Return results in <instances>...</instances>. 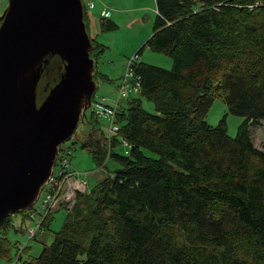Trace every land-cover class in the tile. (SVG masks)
Instances as JSON below:
<instances>
[{
	"label": "trees",
	"instance_id": "trees-1",
	"mask_svg": "<svg viewBox=\"0 0 264 264\" xmlns=\"http://www.w3.org/2000/svg\"><path fill=\"white\" fill-rule=\"evenodd\" d=\"M155 1L146 45L173 67L135 63L142 92L118 114L129 154L111 153L119 167L79 194L53 242L26 264H264V149L250 129L264 120V0ZM100 27L118 24L103 17ZM92 41L98 84L109 79ZM216 96L244 117L235 137L225 117L206 120ZM100 135L84 147L103 166ZM12 223L0 227V256Z\"/></svg>",
	"mask_w": 264,
	"mask_h": 264
},
{
	"label": "water",
	"instance_id": "water-1",
	"mask_svg": "<svg viewBox=\"0 0 264 264\" xmlns=\"http://www.w3.org/2000/svg\"><path fill=\"white\" fill-rule=\"evenodd\" d=\"M93 48L84 0H9L0 15V227L34 205L79 125L92 134Z\"/></svg>",
	"mask_w": 264,
	"mask_h": 264
},
{
	"label": "rangeland",
	"instance_id": "rangeland-1",
	"mask_svg": "<svg viewBox=\"0 0 264 264\" xmlns=\"http://www.w3.org/2000/svg\"><path fill=\"white\" fill-rule=\"evenodd\" d=\"M94 8H87L89 33L93 40L101 44L103 52L97 60V69L110 80H98V88L94 100L103 103H113L117 96V85L125 76L128 63L135 58L136 63L145 62L162 68L171 69L173 59L162 52L153 51L146 45L148 39L152 36L154 21L156 17L155 0H93ZM9 0H0V15L3 14L8 6ZM97 4V8L95 7ZM98 5L106 8L107 12L112 14L107 18L113 19L118 24V28L111 31H103L100 27V9ZM140 97V95L136 96ZM143 106L154 110V105L145 98H142ZM123 106L127 105V99L122 100ZM88 116H91V108L88 110ZM226 118L227 132L235 137L244 117L230 113L225 100L216 96L208 110L206 120L211 126H218L223 118ZM97 128L102 150L106 156L103 160L104 165L97 164L93 153L88 147H84L86 133L89 132L91 125L81 123L77 129V135L70 138L63 145L71 146L74 156L72 158V168L86 178L88 181V191H91L96 184L119 167L118 163L111 157L116 151L123 153V147L118 140L108 142L109 122L107 119L97 121ZM254 144L264 149V120L260 124H254L250 127ZM82 133V135H81ZM94 137V139L96 138ZM92 140L93 135L91 136ZM121 140V137L118 136ZM80 177V176H79ZM79 194L77 195V197ZM76 197V199H77ZM76 201H74L72 208ZM68 206L59 205L53 208L40 222L41 229L29 239L28 232L35 228V222L31 219L28 210L12 213L9 216L13 220V225L7 231V238L10 241L11 248L8 256H0V264H26L33 257L38 256L45 245H50L55 234L62 230L67 214L72 210ZM50 217V218H49ZM48 226L45 225L48 221ZM23 247V250H20ZM11 257V258H10Z\"/></svg>",
	"mask_w": 264,
	"mask_h": 264
},
{
	"label": "built area",
	"instance_id": "built-area-1",
	"mask_svg": "<svg viewBox=\"0 0 264 264\" xmlns=\"http://www.w3.org/2000/svg\"><path fill=\"white\" fill-rule=\"evenodd\" d=\"M84 5L92 9L94 7L93 0H84ZM109 12L105 13L108 16ZM135 58L128 63L125 76L117 85V96L113 103L107 104L93 100L91 106V115L94 119L100 121L107 119L109 122L108 142L118 140L117 146L123 147V153L129 154L130 143L120 136L121 124L118 122V114L122 110L123 99H129L134 96L141 95L142 85L141 77L136 73L134 65ZM121 137V140L118 139ZM116 151V147L113 148ZM74 156L71 146L62 145L60 147L57 159L53 168V173L48 182L42 187L41 193L34 205L28 210L31 219L35 222V228L29 230L28 237L33 236L41 229V220L55 207L62 205L68 206L70 209L78 194L88 192V181L81 177V173L72 168V158ZM80 176V177H79ZM23 250V247L20 249ZM16 263L20 264L19 259Z\"/></svg>",
	"mask_w": 264,
	"mask_h": 264
},
{
	"label": "crops",
	"instance_id": "crops-1",
	"mask_svg": "<svg viewBox=\"0 0 264 264\" xmlns=\"http://www.w3.org/2000/svg\"><path fill=\"white\" fill-rule=\"evenodd\" d=\"M155 2H156V1H155ZM95 7L97 8V4H96ZM93 8H94V7H93ZM99 8H101L100 11H99V12H100L99 14H100V16H101L100 19L103 18V17H107V16H105V13L107 12V11H106V8H105L104 6H102V5H98V9H99ZM111 14H112V11L108 14L109 17L111 16ZM156 14H157V6H156ZM115 22H116V21H115ZM107 77H108V76H107ZM108 79H109V77H108ZM109 80H110V79H109ZM104 81H108V80H104ZM106 103H107V102H106ZM107 104H110V103H107ZM126 106H127V105H126ZM72 165H73V162H72Z\"/></svg>",
	"mask_w": 264,
	"mask_h": 264
},
{
	"label": "flooded vegetation",
	"instance_id": "flooded-vegetation-1",
	"mask_svg": "<svg viewBox=\"0 0 264 264\" xmlns=\"http://www.w3.org/2000/svg\"><path fill=\"white\" fill-rule=\"evenodd\" d=\"M89 133H90V132H89ZM88 136H90V137H91V136H92V134H88Z\"/></svg>",
	"mask_w": 264,
	"mask_h": 264
}]
</instances>
